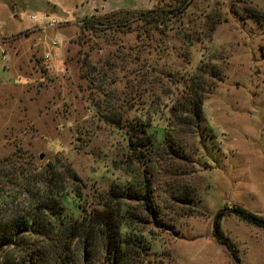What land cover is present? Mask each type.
<instances>
[{"label": "rangeland", "instance_id": "obj_1", "mask_svg": "<svg viewBox=\"0 0 264 264\" xmlns=\"http://www.w3.org/2000/svg\"><path fill=\"white\" fill-rule=\"evenodd\" d=\"M49 172L130 264H264V0H0V219Z\"/></svg>", "mask_w": 264, "mask_h": 264}, {"label": "trees", "instance_id": "obj_2", "mask_svg": "<svg viewBox=\"0 0 264 264\" xmlns=\"http://www.w3.org/2000/svg\"><path fill=\"white\" fill-rule=\"evenodd\" d=\"M165 11L169 10H160L162 14ZM145 12L149 14L150 19L156 20L155 10ZM81 24L82 27L90 26L86 19L79 21V25ZM192 109L196 115L199 114L197 100ZM54 174L49 172L39 179L42 187L36 188L35 191L30 187L25 188L23 191L28 195L27 204L18 213L0 219V264H78V261L86 264V259L94 255L100 256L98 264H130L125 252L127 246L129 250L144 251L143 244H134L133 241L119 237L117 209L105 204L99 209H92L78 222L54 227L50 219L62 211L55 193L62 189L61 183L65 177L63 174ZM67 176L72 177L73 174L70 172ZM148 192L145 179L139 194L133 189H128L125 197L140 198L148 202L151 201ZM146 210L153 213L155 208L150 205L146 206ZM233 211L249 223L264 226V220L242 208L236 207ZM122 244L125 245V250Z\"/></svg>", "mask_w": 264, "mask_h": 264}, {"label": "built area", "instance_id": "obj_3", "mask_svg": "<svg viewBox=\"0 0 264 264\" xmlns=\"http://www.w3.org/2000/svg\"><path fill=\"white\" fill-rule=\"evenodd\" d=\"M29 18L30 19L42 20V19H44V15L43 14H38L37 16H34V15L30 14ZM46 23L49 24V25L55 24V22H54V20L52 18H48ZM54 43H55L54 41H51V44H54ZM43 57L47 58V54H44Z\"/></svg>", "mask_w": 264, "mask_h": 264}]
</instances>
